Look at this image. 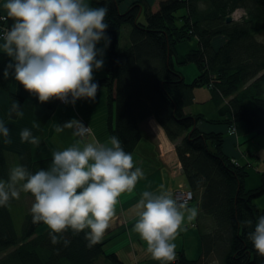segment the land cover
Wrapping results in <instances>:
<instances>
[{"label":"trees","instance_id":"trees-1","mask_svg":"<svg viewBox=\"0 0 264 264\" xmlns=\"http://www.w3.org/2000/svg\"><path fill=\"white\" fill-rule=\"evenodd\" d=\"M123 2L90 0L91 7H108L105 35L111 39L106 75L94 83L99 84L98 91L106 92L110 137L117 136L125 152L134 154L142 140L141 124L150 119L157 121L175 145L182 175L194 195L188 207L193 203L198 207L195 221L202 254L198 260H189L180 252L175 262L167 264H264V256L248 238L264 216V209L256 204L264 196V172L261 184L247 189L248 166L239 165L224 152L225 135L202 129L205 123L225 125L235 132L236 124L242 123L253 137L264 136V41L259 39L264 32V0H161L157 11L147 0L134 1L121 11ZM238 8L247 17L227 22ZM127 25L130 44L121 47ZM193 39H197V48L179 61L178 46ZM3 58L0 88L9 95L3 123L12 143L6 144L0 136V181L7 183L9 165L16 159L19 166L35 174L48 169L52 158L34 159L32 148L42 147V138L38 145L19 152L12 147L18 142L10 122L19 118L12 105L18 102L22 111L26 99L12 90V75L3 77L7 65ZM189 64L198 71L192 82L178 68ZM202 88L209 91L220 120L190 112ZM60 102L45 103L48 114L34 121L40 125L37 128L45 127ZM25 195L34 200L30 193ZM17 206L18 199L0 205V264H97L102 258L109 264H124L116 254L106 253L107 241L93 243L86 238L88 229L80 233L69 229L53 244L49 228L34 223L31 209L26 212L21 206L26 215L18 230L12 209ZM248 220L250 226L244 223ZM64 239L70 241L67 246Z\"/></svg>","mask_w":264,"mask_h":264},{"label":"clouds","instance_id":"clouds-1","mask_svg":"<svg viewBox=\"0 0 264 264\" xmlns=\"http://www.w3.org/2000/svg\"><path fill=\"white\" fill-rule=\"evenodd\" d=\"M3 10L6 15H0V21H12L0 35V48L10 58L3 72L5 79L14 76L41 104L53 99L67 103L69 97L73 105L80 99L95 100L99 84L93 82V72L102 69L104 50L111 43L105 35L109 26L105 23L107 6L91 7L86 0H6ZM101 41L104 49H97ZM20 107L18 102L12 105L17 116H23ZM65 128L74 129L73 135L81 138L92 134L89 126L76 119L57 125L55 130L62 132ZM0 136L6 144L12 143L3 122ZM20 137L22 142L40 143L28 129L22 130ZM81 143L78 140L64 150L54 151L48 169L33 174L17 165L10 170L7 183L0 181V205L18 199L21 191L34 197L33 222L49 228L53 244L69 229L75 233L88 229L86 238L98 241L110 227L119 197L131 193L144 177L117 136L107 144L94 138L83 146ZM160 189V194L142 193L133 231L146 243L154 260L167 264L175 259L174 241L185 219H194L198 210L173 198L163 190L164 185ZM244 223L250 226L252 221ZM248 238L257 253L264 256V216ZM69 243L64 239L65 246Z\"/></svg>","mask_w":264,"mask_h":264},{"label":"crops","instance_id":"crops-1","mask_svg":"<svg viewBox=\"0 0 264 264\" xmlns=\"http://www.w3.org/2000/svg\"><path fill=\"white\" fill-rule=\"evenodd\" d=\"M134 1L137 0H125L121 5V11H126L128 6ZM147 1L152 10L155 11L158 9L157 7L161 0ZM5 2L6 0H0V15H6L3 10V4ZM86 2L91 6L90 0H86ZM11 24L12 21L9 20L5 23V28L10 27ZM2 43L3 40L0 39V45H2ZM99 46L104 48V41L96 45L97 49H99ZM181 46H185L184 48H186L183 55H180L178 50ZM197 46V39L179 45L177 48L178 60L183 61L186 54L196 49ZM0 56L5 57L3 58L4 63L8 64L10 62V58L3 53L2 48H0ZM97 59H100V57L98 56ZM103 60L104 64L102 69L93 72V82L106 75L105 65L108 61V55L105 54V50ZM179 69L182 72L183 67ZM12 90L26 99L22 110L23 116H19L16 121L10 122L18 142L16 145L12 144V147L18 149V152L32 145L29 142L21 141L20 133L24 129L30 130L33 137L42 138L44 141L42 147L33 146L32 148V154L36 160L52 158V153L54 151L64 150L72 146L78 140L82 141L81 146H83V143L90 142L93 138L100 143L107 144L109 142L111 137L107 125L108 110L106 92L99 90L94 101L80 99L77 100L74 105L71 101L67 104L58 105L55 112L50 115L45 127L39 129L34 127V121L48 114L47 105L45 103L41 104L40 101L33 97L32 93L25 91L23 86L18 84L14 79V76H12ZM8 105L9 95L0 88V122H3L7 117ZM190 112L204 115L207 119L215 121L221 119L217 107L210 100L209 92L208 96L204 97V99L200 98L199 91L196 92L195 104L190 107ZM73 119L88 123L91 127L92 134L83 139L73 135V129L65 128L62 132H56L55 129L57 125L62 126ZM235 128V132H230L229 127L225 125L217 126L207 125L205 123L202 125V129L206 132H221L225 135L224 152L239 165L248 166L249 178H251V181L248 185V180H246V188L253 189L261 184V175L257 172L256 168L252 166L251 162L253 156V158L259 160L257 157L259 151L251 152L249 150L254 139L257 137H253V135L248 132L247 127L242 123L236 124ZM141 132L142 140L132 157L135 166L141 168L143 171L144 177L138 181L135 189L131 193H124L119 197L115 216L111 221L110 227L105 231L99 241H107V245L105 246L106 252L116 254L123 263L125 262V257L128 256L134 260V264L137 262L140 264H162L161 261L152 258L151 254L147 251L146 243L133 231L134 225L138 221L137 213L139 210L136 208V205L142 198V193L144 191L160 194V185H164L163 190L169 191L172 194L180 185H186V182L182 175L181 163L175 152L174 146L168 140L164 130L157 121L150 119L142 123ZM160 146L162 151L160 150ZM242 146L247 147V150L243 151ZM262 153L264 154V147ZM249 169L253 175H250ZM258 169H261L260 165ZM193 204L190 205L189 208H193ZM256 204L259 208L264 209V196L258 199ZM194 208L198 210L197 204H195ZM197 216L195 218H197ZM195 218L191 221L185 219L182 230L174 241L176 244L175 259L167 263L175 262L177 253L180 252H183L189 260H198L200 258L202 254V243ZM120 240H123V243L119 247H116L114 244ZM97 264L109 263L105 258H102Z\"/></svg>","mask_w":264,"mask_h":264},{"label":"rangeland","instance_id":"rangeland-1","mask_svg":"<svg viewBox=\"0 0 264 264\" xmlns=\"http://www.w3.org/2000/svg\"><path fill=\"white\" fill-rule=\"evenodd\" d=\"M241 10H242V8H241ZM155 11H157V10H155ZM142 19H144V17H142ZM1 23H0V35H2L3 32H4V30H5V22H2L1 21ZM259 39L261 41H264V32L259 35ZM129 44H130L129 26L127 25V26H124V29H123V34H122V39H121V47H126ZM184 47L185 46H181L178 49L179 52H180V55H183L185 53L186 48H184ZM99 49H104V48L102 46H99ZM107 49H108V47L105 49V54L106 55H108ZM181 67L179 66V68H181ZM182 72L184 73L187 82H192L195 79V77L198 75V71H197L195 65H193V64H189V65L184 66L183 69H182ZM197 91H199L200 98H202V99H204V97L208 96V92L209 91L206 88H202V89H199ZM70 101H71V98L69 97V100H68L67 103H69ZM60 103L61 104H67L65 102H60ZM79 121L82 122L85 126H89L88 123H86L84 121H81V120H79ZM90 129H91V127H90ZM173 146H174V149H175V145L174 144H173ZM263 147H264V136L260 135V136H257V138L254 139L253 144H252L251 148L249 149L251 152H257V151H259V153H258L259 155L257 154L258 155L257 157L259 158V160H257V158H253L254 157L253 156L251 158V162H252V166H254L256 168L257 172H259L260 175H261V173L264 172V154L262 153L263 152ZM246 148L247 147H243L242 146V150L243 151L247 150ZM160 150L162 151L161 146H160ZM175 152H176V150H175ZM17 165H19L18 159H16V161H14L13 164L9 165L10 166V170L13 167L17 166ZM259 165L261 166V169H258V166ZM249 171H250V175H253L250 169H249ZM247 180H248L247 181V184L249 185V183L251 181V178L248 177ZM186 189H188V187L186 185H180L176 190H174V192L172 193V195L174 193H176V197L178 198V195L180 196L181 194H183V193H180V192H186L187 191ZM33 201L34 200L32 198L27 199V197L25 195V192H23V191L20 192V196L18 198V204L22 208H26L25 209L26 212L31 209L32 204H33ZM19 206L13 207L12 209H13L14 218L16 219L15 220L16 226H17L18 230H21L22 225H23V221H24V217H25L26 213H25L24 209H22ZM20 219H22V220H20ZM122 243H123V240H120L119 242H116L114 245L116 247H119ZM106 253L107 254H111L110 252H106ZM178 254L179 253H177V258H178ZM124 261H125L124 264H134V262H133L134 260L131 257H128V256L125 257V260ZM110 264H112V263H110ZM136 264H140V263L137 262ZM211 264H220V263L219 262H214V263H211Z\"/></svg>","mask_w":264,"mask_h":264},{"label":"built area","instance_id":"built-area-1","mask_svg":"<svg viewBox=\"0 0 264 264\" xmlns=\"http://www.w3.org/2000/svg\"><path fill=\"white\" fill-rule=\"evenodd\" d=\"M231 17L233 18V21H241L245 17H247V12L244 9L241 10V8H238V9L234 10V12H232ZM234 130L235 129L233 128L232 131H234ZM186 190H187L186 192H180L183 194H181L180 196L178 195V198L176 197V193H174L173 198H177L181 201H186L187 205H188L191 201H193L194 195H193L191 190H189V189H186Z\"/></svg>","mask_w":264,"mask_h":264},{"label":"water","instance_id":"water-1","mask_svg":"<svg viewBox=\"0 0 264 264\" xmlns=\"http://www.w3.org/2000/svg\"><path fill=\"white\" fill-rule=\"evenodd\" d=\"M227 22H233V18L231 16L228 17Z\"/></svg>","mask_w":264,"mask_h":264}]
</instances>
